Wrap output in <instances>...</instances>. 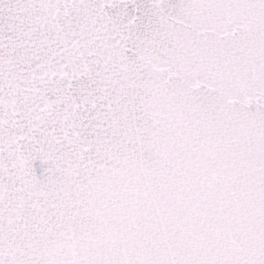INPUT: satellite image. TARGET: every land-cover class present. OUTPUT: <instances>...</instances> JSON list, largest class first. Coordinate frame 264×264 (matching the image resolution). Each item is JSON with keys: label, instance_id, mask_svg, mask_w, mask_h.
Returning a JSON list of instances; mask_svg holds the SVG:
<instances>
[{"label": "snow or ice", "instance_id": "6c2138e0", "mask_svg": "<svg viewBox=\"0 0 264 264\" xmlns=\"http://www.w3.org/2000/svg\"><path fill=\"white\" fill-rule=\"evenodd\" d=\"M0 264H264V0H0Z\"/></svg>", "mask_w": 264, "mask_h": 264}]
</instances>
